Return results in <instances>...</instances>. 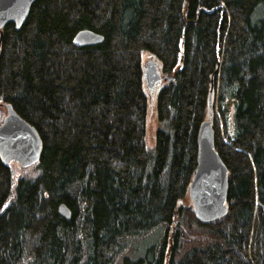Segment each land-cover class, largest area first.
Returning a JSON list of instances; mask_svg holds the SVG:
<instances>
[{
    "label": "trees",
    "instance_id": "obj_1",
    "mask_svg": "<svg viewBox=\"0 0 264 264\" xmlns=\"http://www.w3.org/2000/svg\"><path fill=\"white\" fill-rule=\"evenodd\" d=\"M81 29L104 39L78 47ZM6 104L42 152L0 159V264H264V0H36L0 30ZM209 109L228 193L205 222L188 188Z\"/></svg>",
    "mask_w": 264,
    "mask_h": 264
},
{
    "label": "water",
    "instance_id": "obj_2",
    "mask_svg": "<svg viewBox=\"0 0 264 264\" xmlns=\"http://www.w3.org/2000/svg\"><path fill=\"white\" fill-rule=\"evenodd\" d=\"M36 0H0V30L8 23L19 30ZM103 35L90 29L79 30L73 39L78 47L93 46L103 41ZM145 84L150 91L157 93L163 81L170 78L160 71V65L148 59L143 65ZM212 84L209 90L210 105ZM6 115L0 123V159L3 163L17 162L22 167H29L40 158L42 140L29 122L23 119L10 104L5 105ZM212 116L204 120L197 131L196 167L189 184L188 195L193 212L198 221H215L227 213L228 169L213 143ZM58 214L70 219L71 210L61 203Z\"/></svg>",
    "mask_w": 264,
    "mask_h": 264
},
{
    "label": "rangeland",
    "instance_id": "obj_3",
    "mask_svg": "<svg viewBox=\"0 0 264 264\" xmlns=\"http://www.w3.org/2000/svg\"><path fill=\"white\" fill-rule=\"evenodd\" d=\"M1 110V109H0ZM232 110H233V101L232 100H229L228 102V106H227V111H228V125H229V128H232L233 127V124H234V120H233V117H232ZM2 112V116L4 117L6 115V110H1ZM221 126V125H220ZM155 129V116H154V113H151L150 116H149V122H148V125H147V143L149 145L152 144V133ZM155 239V238H153ZM153 239H149L148 240V243L152 242Z\"/></svg>",
    "mask_w": 264,
    "mask_h": 264
},
{
    "label": "bare ground",
    "instance_id": "obj_4",
    "mask_svg": "<svg viewBox=\"0 0 264 264\" xmlns=\"http://www.w3.org/2000/svg\"><path fill=\"white\" fill-rule=\"evenodd\" d=\"M75 36V35H74ZM73 39H74V37H73ZM74 43V42H73ZM75 45V44H74Z\"/></svg>",
    "mask_w": 264,
    "mask_h": 264
}]
</instances>
